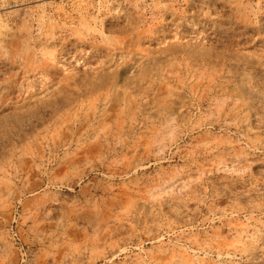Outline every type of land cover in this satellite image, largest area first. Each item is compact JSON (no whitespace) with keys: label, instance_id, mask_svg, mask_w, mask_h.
Wrapping results in <instances>:
<instances>
[{"label":"rangeland","instance_id":"obj_1","mask_svg":"<svg viewBox=\"0 0 264 264\" xmlns=\"http://www.w3.org/2000/svg\"><path fill=\"white\" fill-rule=\"evenodd\" d=\"M0 264H264V0H0Z\"/></svg>","mask_w":264,"mask_h":264}]
</instances>
